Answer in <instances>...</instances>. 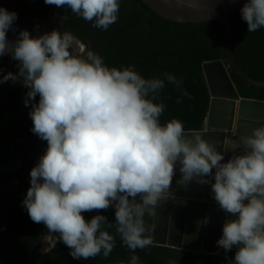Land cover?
Wrapping results in <instances>:
<instances>
[{
  "label": "clouds",
  "instance_id": "obj_1",
  "mask_svg": "<svg viewBox=\"0 0 264 264\" xmlns=\"http://www.w3.org/2000/svg\"><path fill=\"white\" fill-rule=\"evenodd\" d=\"M67 6L76 16L107 30L118 20L120 0H45ZM199 0H190L197 7ZM248 32L264 28V0H246L240 10ZM18 15L0 6V57L10 55L18 71L0 83L21 82L31 105L30 129L47 146L30 170L22 201L30 219L43 223L62 241L73 259L107 258L115 247V228L133 252L127 264H141L135 250L152 243L145 213L152 216L177 184H210L211 195L226 214L216 244L227 264H264V123L241 138L245 150L225 160V152L201 135H188L173 118L162 123L165 105L158 93L165 81L182 89L172 73L145 78L134 65L109 67L92 50L70 54L71 36L58 30L31 36L21 30L14 42ZM39 97L38 101L36 97ZM178 103L182 99H178ZM115 209L86 220L82 213ZM228 214L235 215L229 220ZM236 247L233 259L227 253ZM124 264V262H121Z\"/></svg>",
  "mask_w": 264,
  "mask_h": 264
},
{
  "label": "trees",
  "instance_id": "obj_2",
  "mask_svg": "<svg viewBox=\"0 0 264 264\" xmlns=\"http://www.w3.org/2000/svg\"><path fill=\"white\" fill-rule=\"evenodd\" d=\"M0 6L18 15L16 30L10 29L7 35L39 29L50 10L45 0H0ZM230 24L234 59L250 77L264 82V28L248 32L240 11L231 15ZM58 31L71 34L87 51L100 55L109 67L134 65L145 78L172 73L182 79V89L187 90L188 96H182V91L167 81L158 93L156 102L165 105L160 121L176 118L183 122L186 131L202 130L211 98L201 72L206 63L227 61L223 24H177L162 19L140 0H120L118 20L107 30L93 27L92 22L76 16L66 6ZM17 64L11 56L0 57V69L6 73H16ZM230 77L241 97L264 101V88L248 85L234 70ZM26 92L19 81L0 84V264H127L133 252L122 243L115 228L109 229L115 236V247L107 258L101 254L87 260L73 259L62 241H57L50 251L41 252L43 223L30 219L22 201L30 187V170L47 142L30 130L33 122L29 116L31 105L24 103ZM178 99L182 102L178 103ZM98 213L110 222L115 220L111 206L82 214L90 220ZM50 235L54 243L57 237ZM135 255L141 264H224L226 260L225 253L215 257L161 246L137 249Z\"/></svg>",
  "mask_w": 264,
  "mask_h": 264
},
{
  "label": "water",
  "instance_id": "obj_3",
  "mask_svg": "<svg viewBox=\"0 0 264 264\" xmlns=\"http://www.w3.org/2000/svg\"><path fill=\"white\" fill-rule=\"evenodd\" d=\"M153 13L164 20L177 24L200 25L218 22L225 26L224 45L227 61L209 62L203 66L201 75L207 82L210 106L201 131H186L188 135L199 134L225 152V160L232 154L243 152L241 138L251 135L254 128L264 123V101L241 97L230 77L234 70L248 85L264 88V82L250 77L236 62L232 53L230 17L241 10L246 0H199L197 7L190 6V0H140ZM66 6L50 4L47 20L42 27L29 31L31 36L43 35L59 30ZM19 33L7 35L14 42ZM179 166L171 185V195L161 200L145 221L152 243L161 246L215 256L223 250L216 244L222 236L226 214L211 195L210 184L191 182L187 188L177 184ZM229 220L236 216L228 214ZM237 246H233V252ZM233 259L234 256H228ZM224 264H227L225 260Z\"/></svg>",
  "mask_w": 264,
  "mask_h": 264
},
{
  "label": "rangeland",
  "instance_id": "obj_4",
  "mask_svg": "<svg viewBox=\"0 0 264 264\" xmlns=\"http://www.w3.org/2000/svg\"><path fill=\"white\" fill-rule=\"evenodd\" d=\"M71 36V35H70ZM87 48L79 43L73 36H71L70 41V54L76 55V56H84L86 55ZM41 229L43 230V243L44 247L41 249V252H48L51 250V247L53 246V239L52 235L49 234L47 227L42 224Z\"/></svg>",
  "mask_w": 264,
  "mask_h": 264
},
{
  "label": "flooded vegetation",
  "instance_id": "obj_5",
  "mask_svg": "<svg viewBox=\"0 0 264 264\" xmlns=\"http://www.w3.org/2000/svg\"><path fill=\"white\" fill-rule=\"evenodd\" d=\"M69 34V33H68ZM71 35V34H70ZM72 36V35H71ZM80 43V42H79ZM69 51H70V48H69ZM5 56H8V58H10V55H5ZM6 74V70L5 69H0V76H3V75H5ZM0 84H4V83H0ZM34 139H38V138H34ZM231 252H233V251H231ZM221 253H224V251H222V252H220L219 254H221ZM194 254H196V253H194ZM200 255H205V254H202V253H199ZM219 254H217V255H215V257H217V256H219ZM228 256H234L233 254H231V253H227V257Z\"/></svg>",
  "mask_w": 264,
  "mask_h": 264
}]
</instances>
